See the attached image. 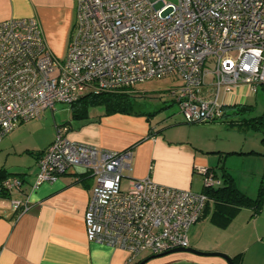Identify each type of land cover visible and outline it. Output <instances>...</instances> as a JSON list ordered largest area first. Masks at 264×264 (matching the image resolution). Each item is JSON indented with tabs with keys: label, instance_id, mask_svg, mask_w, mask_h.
<instances>
[{
	"label": "built area",
	"instance_id": "1",
	"mask_svg": "<svg viewBox=\"0 0 264 264\" xmlns=\"http://www.w3.org/2000/svg\"><path fill=\"white\" fill-rule=\"evenodd\" d=\"M73 28L60 58L36 17L0 21V139L56 103L167 75L178 81L170 93L187 123L218 119L239 86L255 93L264 85V0H75ZM130 160L128 149L71 141L57 128L36 160L32 187L79 167L94 178L83 216L89 241L125 250L128 262L187 247L207 196L149 177L122 184ZM199 172L203 186L219 184L206 167ZM22 183L14 175L0 179V197ZM9 205L17 215L29 209L27 197L9 198Z\"/></svg>",
	"mask_w": 264,
	"mask_h": 264
},
{
	"label": "crops",
	"instance_id": "2",
	"mask_svg": "<svg viewBox=\"0 0 264 264\" xmlns=\"http://www.w3.org/2000/svg\"><path fill=\"white\" fill-rule=\"evenodd\" d=\"M29 16L38 19L51 52L54 55V51L62 53L75 21V0H0V21ZM134 92L139 94L135 87ZM252 94L246 86H239L235 93L227 97L228 101L223 107L235 104L253 106L246 102ZM90 108L85 118H75L71 114L64 121L55 123L56 130L61 128L71 141L111 151L130 150L129 169L123 171V181L126 178L149 177L159 184L202 192L203 180L199 168L206 167L212 171L219 180L216 186H219L223 169L233 178L223 161L226 155L238 153L228 152L248 151L225 147L228 144L206 147L195 139H181L173 133L168 135V130L152 123L150 112L139 115L104 114L103 109ZM234 118L228 115L218 121L228 127L226 121ZM52 140L35 150L27 149L33 161L28 162L23 171L10 169L4 164L0 166L8 176H19L23 182L20 191L15 190L10 195L0 197V264H135L143 260H146L143 264H228L220 256L192 252H173L160 258H150L152 254L147 252L128 262L125 250L89 241L83 216L94 184L92 176L79 167H70L60 173L55 181L32 187L37 171L36 160ZM197 178L201 183L199 190L196 189ZM239 190L249 197L256 195ZM24 197L28 198L29 209L17 215L9 205V198ZM209 213L210 210L190 226L187 247L206 253L226 252L231 257L239 253L243 255L248 242L243 225L249 223L252 210L241 208L225 228L213 225L209 221ZM205 217L208 224L200 223ZM257 221L254 220V224ZM234 229L239 230L237 235L232 234ZM202 235L203 240L200 239ZM231 241L233 244L229 245ZM254 241L264 249V231L261 236L256 233ZM245 258L241 256L239 264H264V250L254 251Z\"/></svg>",
	"mask_w": 264,
	"mask_h": 264
},
{
	"label": "rangeland",
	"instance_id": "3",
	"mask_svg": "<svg viewBox=\"0 0 264 264\" xmlns=\"http://www.w3.org/2000/svg\"><path fill=\"white\" fill-rule=\"evenodd\" d=\"M73 34L74 28L71 27V31H69L67 36L66 45L70 42ZM65 52L66 49L63 50L62 53L54 51L55 55L60 58H63ZM210 80V76H207L206 81L210 82ZM177 83L178 81L172 77V75H167L162 78L152 79L137 84L135 89L139 91V96L136 100L139 102L140 111L150 112L152 123H157L159 127L168 130V135H170L169 133H173L181 139H191V141L195 139L197 143L205 145L206 147L214 148L219 145L223 146L228 144V146L225 147L259 151L260 153L256 154H229L225 156V160L223 161L225 167L232 174L239 189L254 196L260 181L264 182V154H262L264 152V142L262 141L264 125L260 126L257 130H239L237 128H228L225 126L224 122L219 121L187 123L183 120L178 106L173 102V97L170 93ZM223 96L224 92L221 89L218 100L221 101ZM246 102L254 106L250 114L251 116H258L264 113V89L261 85L258 86L255 93L246 99ZM57 105H59V107L54 108L53 111L48 109L43 111L40 114V118L20 123L16 128L0 139V166L4 164L10 169L23 171V169H25L24 167H27V163L33 161V157L30 153H27V149L35 150L41 145L46 144L49 140L55 138V123L58 124L64 121L72 114L69 105L56 103V106ZM90 109H103V107L92 106ZM123 182L124 181H122V184ZM196 184V189L199 190L201 188L199 178H197ZM261 210L259 214L249 218V223L243 225V227H245L243 233H245L248 238V242H246V252L244 251L242 255L244 257L246 256L245 259L254 251L262 252L264 250L261 244L255 243L254 241L256 233L261 236L264 231V226H262L264 225V201ZM256 219H258V221L254 224V220ZM199 222L208 224L207 217ZM218 231L223 232L219 229ZM238 231L239 230L236 231V229H234L232 234L237 235ZM189 235L190 233H188V238ZM200 239L203 240V235ZM213 240L218 241L219 239L213 238ZM228 244L230 245L233 243L231 241ZM144 253L147 252H142L140 255ZM219 253L230 256L226 252ZM215 258L221 260L220 257Z\"/></svg>",
	"mask_w": 264,
	"mask_h": 264
},
{
	"label": "trees",
	"instance_id": "4",
	"mask_svg": "<svg viewBox=\"0 0 264 264\" xmlns=\"http://www.w3.org/2000/svg\"><path fill=\"white\" fill-rule=\"evenodd\" d=\"M262 88L264 89V86ZM138 96L139 94L134 92V88L127 91L87 93L76 102L70 104L72 116L79 119L85 118L88 108L92 106H102L104 114L123 113L139 115L143 111L139 109V102L136 100ZM252 111L253 106L251 105L235 104L228 108L223 107L222 115L218 119L207 122L221 121L224 117L231 115L235 118L226 121L228 127H235L239 130H257L260 126L264 125V113L258 116L247 117ZM262 141L264 142V135ZM228 153L256 154L259 152L248 150L247 152L232 151ZM8 175L4 168L0 167V179ZM221 179V185L219 186H203L202 192L208 199L201 217L210 210L209 221L219 228H225L241 208L251 209V216L260 213L264 201V182H260L255 197H249L236 187L233 178L224 169L222 170ZM241 256V253L232 256L233 263L239 264ZM140 262L137 261L135 264H140Z\"/></svg>",
	"mask_w": 264,
	"mask_h": 264
},
{
	"label": "water",
	"instance_id": "5",
	"mask_svg": "<svg viewBox=\"0 0 264 264\" xmlns=\"http://www.w3.org/2000/svg\"><path fill=\"white\" fill-rule=\"evenodd\" d=\"M173 252H192V253L202 254V255H216V256L222 257L228 264H234L231 256H228L226 254L219 253V252H214V253L199 252L189 247L175 248V249H172V250L160 253V254L151 255L150 258L163 256V255L173 253ZM145 261L146 260L141 261L140 264H143Z\"/></svg>",
	"mask_w": 264,
	"mask_h": 264
}]
</instances>
